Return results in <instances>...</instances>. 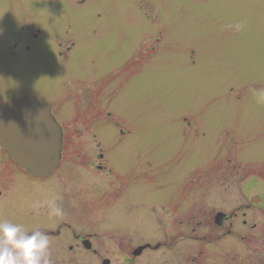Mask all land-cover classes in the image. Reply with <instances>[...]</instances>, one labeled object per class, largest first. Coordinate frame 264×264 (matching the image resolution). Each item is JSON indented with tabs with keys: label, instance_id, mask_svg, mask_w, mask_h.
Listing matches in <instances>:
<instances>
[{
	"label": "rangeland",
	"instance_id": "1",
	"mask_svg": "<svg viewBox=\"0 0 264 264\" xmlns=\"http://www.w3.org/2000/svg\"><path fill=\"white\" fill-rule=\"evenodd\" d=\"M21 19L70 23L77 53L0 49V100L51 95L64 72L123 87L109 116L69 120L50 177L0 151V221L46 234L49 264H264V0H0V43Z\"/></svg>",
	"mask_w": 264,
	"mask_h": 264
},
{
	"label": "flooded vegetation",
	"instance_id": "2",
	"mask_svg": "<svg viewBox=\"0 0 264 264\" xmlns=\"http://www.w3.org/2000/svg\"><path fill=\"white\" fill-rule=\"evenodd\" d=\"M7 9H9V11L7 12H10L13 10V7H8ZM48 9L51 11H56L54 10L56 8ZM7 14L15 16V14L13 13ZM74 35H76V33H74L73 27H71L70 23L68 22L64 23L59 30H53L48 26H41L38 24L25 22L23 19H21L17 22L7 25L4 28V38L0 43V49L4 52V54H8L9 56H12L14 58L18 56L39 57L40 54L38 52L45 51L43 49V46L50 45L53 51L51 53L46 52L47 55L50 54L48 55L49 57H51L50 59L54 61V58L56 57L58 59L64 60L66 56L71 55V57H74L77 53L76 51L78 48L75 41L76 37ZM43 41H46V44L42 46ZM123 64L124 67L126 63L124 62ZM110 72L111 71H107V73H97V71H93L92 73L76 74L64 72L58 79L56 87L57 89L52 90L51 95L45 96L44 94L35 92L31 94L11 97L9 99H1L0 108L27 97L38 96L43 99L47 103L54 120L57 122L61 130V165L63 152L65 150L64 146L71 141V137L68 135L67 131L68 127L66 126L69 120L73 116H75V114L77 116H85L87 113L93 111L94 113H96V116H98V118H102L103 115H110L111 111L107 112L105 110L107 109L108 105H111L113 97L108 98L107 95H113L116 88H118V92H121L123 87H120L121 85L115 83V77L114 83L112 82V77H110L111 74H109ZM120 72L127 73L126 69H124L123 71L121 69ZM119 84H121V82H119ZM104 98L108 99V104L104 103ZM71 100L75 101L76 103L70 104L69 102ZM71 110L74 112H72ZM70 111L72 112V114L70 113ZM122 131L123 130H120V134L123 133ZM111 133L112 130L110 134ZM124 136L122 135L120 136V138H124ZM109 142H115V137L113 135L110 137ZM106 149L108 150V148ZM0 151L4 153V155L9 160H11L3 149L0 148ZM100 160H103V154H99V161ZM11 163L14 167H17L12 162V160ZM101 168L102 167L99 165L96 166V169L98 171H101ZM232 217L236 218L237 214L234 213ZM226 222H229V229L226 230V233L222 235H235L231 230V228H233V223L231 221H228V218L226 216H224L217 225ZM243 225L246 226L247 222L243 221ZM50 235H59V231L55 232L54 234L50 232ZM161 245L162 244H160V246Z\"/></svg>",
	"mask_w": 264,
	"mask_h": 264
},
{
	"label": "water",
	"instance_id": "3",
	"mask_svg": "<svg viewBox=\"0 0 264 264\" xmlns=\"http://www.w3.org/2000/svg\"><path fill=\"white\" fill-rule=\"evenodd\" d=\"M0 146L31 176L45 178L52 174L59 164L61 133L46 103L30 97L1 108ZM220 219L221 214H217L216 222ZM83 246L90 249L88 241Z\"/></svg>",
	"mask_w": 264,
	"mask_h": 264
},
{
	"label": "clouds",
	"instance_id": "4",
	"mask_svg": "<svg viewBox=\"0 0 264 264\" xmlns=\"http://www.w3.org/2000/svg\"><path fill=\"white\" fill-rule=\"evenodd\" d=\"M236 31L244 28L243 23L230 25ZM258 103H264V89H253ZM49 237L36 230L27 234L22 226L0 221V264H49Z\"/></svg>",
	"mask_w": 264,
	"mask_h": 264
}]
</instances>
